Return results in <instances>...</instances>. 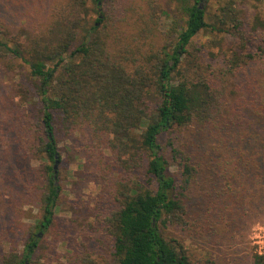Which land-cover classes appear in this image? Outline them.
I'll list each match as a JSON object with an SVG mask.
<instances>
[{"label": "trees", "instance_id": "16d2710c", "mask_svg": "<svg viewBox=\"0 0 264 264\" xmlns=\"http://www.w3.org/2000/svg\"><path fill=\"white\" fill-rule=\"evenodd\" d=\"M3 1L17 11V1ZM92 1L97 16L84 30ZM136 1L124 8L123 0H20L17 6L27 8L23 15L36 10L41 26L33 33L0 17V62L25 61L33 78L30 91L39 99V127L26 149L31 157L46 158L42 184L29 190L39 215L21 222L22 238L13 239L0 264H33L38 251L40 259L48 257L47 234L62 190L54 171L62 158L59 136L80 129L110 152L102 161L105 169L101 163L98 168L105 192L96 199L91 225L109 241L115 264H214L204 263L174 232L205 227L202 217L215 225L221 216L241 232L251 211H264V35L255 47L246 42L243 18L232 2L213 15L218 25L207 20L209 0H174L184 26L156 48L158 0ZM227 20L234 23L228 29L222 27ZM211 26L241 36L236 49L222 51L221 64L205 63V49L194 40ZM125 31L130 41L120 36ZM194 128L217 135L201 144L202 158L183 141ZM106 171L118 176L115 182ZM204 181L209 191L200 195ZM199 197V209L192 210V198ZM249 258L264 264V254ZM67 264L101 263L80 251Z\"/></svg>", "mask_w": 264, "mask_h": 264}, {"label": "rangeland", "instance_id": "374dc122", "mask_svg": "<svg viewBox=\"0 0 264 264\" xmlns=\"http://www.w3.org/2000/svg\"><path fill=\"white\" fill-rule=\"evenodd\" d=\"M15 1L18 4L13 6L17 11L13 13V9L5 7L4 1L0 0L1 19L13 28L23 23L25 24L23 30L33 33L35 29H39L41 25L37 22L38 19L34 18L36 10L30 11L32 16L23 15V11L25 12L27 8L24 10L17 6L21 4L20 0ZM123 2L124 8L129 7L131 2L137 4L136 0H123ZM228 2H232L240 10L239 14L243 18L241 29L244 31L246 42L251 47H255V43L260 42L264 35V0H209L207 2L209 23L217 21L220 25L218 18L216 20L213 15L221 13V7ZM158 3L160 13L152 41L155 42L156 48L161 49L163 45L173 41L184 26V15L179 11L178 4L174 0H158ZM97 12L95 3L90 2V14L82 29H88ZM125 25H122L124 26L122 28L129 31L131 27ZM233 25V22L227 20L222 27L228 29ZM127 31L124 32L127 39L123 34L120 36L130 41V34ZM230 31L220 32L211 26L200 31L194 38L195 42L205 49L203 55L205 63L221 64L223 53L234 50L240 45V33L233 29ZM84 34L86 32L83 31L81 36L83 37ZM54 37L55 35H52L51 39ZM16 38L25 42V38L19 34ZM9 60L11 61L7 57L4 62H0V262L3 255L11 249L13 239L18 241L22 238L21 222H32L39 215L35 195L31 196L29 190L37 183L42 184L46 161L43 154L31 157L26 149L37 134L40 117L39 99L33 98V93L30 91L33 85V78L29 74L30 66L20 58H13V65L8 66ZM216 138L214 132L194 128L187 132L183 141L190 149L193 148L191 151L195 155L201 157V144L203 142L206 144L209 139L215 141ZM97 143V140L93 141L87 136L85 129L78 130L74 135L59 136L62 158L56 179L62 190L56 223L47 234L48 246H50L46 251L48 257L40 259L41 253L38 251L32 258L33 264H67L73 252L80 251L101 264L116 263L109 241L101 235H95L91 225L95 222L94 217L98 211L95 209L96 199L105 192V178L101 176V171L98 172V168L101 167V163L105 169L102 161L110 154L108 150H102ZM48 163L53 164V162ZM111 173L107 172L115 182L118 176ZM258 183L261 185V180ZM197 191L200 195L207 194L208 184L205 181L199 184ZM199 200L200 197L192 198V210L199 209L197 205ZM17 207H22L24 212L32 213H24L16 209ZM201 219V224L205 227L197 225L183 232H174V235L184 238L187 247L204 263L211 260L214 264H251L249 258L251 253H264V211L259 213L251 211L243 222L241 232H238V228L236 230L230 226L232 224L227 223V219H223L222 216L212 226H210L212 222H207L205 217ZM8 229L13 232H8Z\"/></svg>", "mask_w": 264, "mask_h": 264}, {"label": "water", "instance_id": "95a60500", "mask_svg": "<svg viewBox=\"0 0 264 264\" xmlns=\"http://www.w3.org/2000/svg\"><path fill=\"white\" fill-rule=\"evenodd\" d=\"M59 159L57 158L56 159V162H55V164H54V171H55V174L57 173V171H58V166H59Z\"/></svg>", "mask_w": 264, "mask_h": 264}, {"label": "built area", "instance_id": "2783aa9c", "mask_svg": "<svg viewBox=\"0 0 264 264\" xmlns=\"http://www.w3.org/2000/svg\"><path fill=\"white\" fill-rule=\"evenodd\" d=\"M258 253H260V254H264V253H261V252H258Z\"/></svg>", "mask_w": 264, "mask_h": 264}]
</instances>
